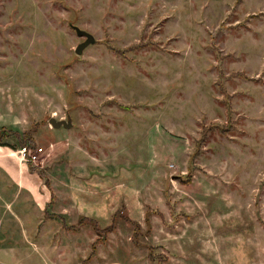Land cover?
<instances>
[{
	"label": "rangeland",
	"instance_id": "rangeland-1",
	"mask_svg": "<svg viewBox=\"0 0 264 264\" xmlns=\"http://www.w3.org/2000/svg\"><path fill=\"white\" fill-rule=\"evenodd\" d=\"M0 132V264H264V0H0Z\"/></svg>",
	"mask_w": 264,
	"mask_h": 264
},
{
	"label": "trees",
	"instance_id": "trees-1",
	"mask_svg": "<svg viewBox=\"0 0 264 264\" xmlns=\"http://www.w3.org/2000/svg\"><path fill=\"white\" fill-rule=\"evenodd\" d=\"M32 131V130H31ZM31 131H29V130H27V131H23V132H20V133H18V131L17 132H10V133H8V134H13L15 137H18V139H19V143H20V145H28V144H32L31 145V147H33V149H34V143H33V138H32V136H30L31 134ZM34 131V130H33ZM0 134H1V132H0ZM1 136V135H0ZM34 168V166H32V167H30V169H33ZM40 174V176L42 177V172L40 171L39 172ZM116 213V211H114L113 213H111V215H110V217H111V219H110V221H109V223L106 225V226H104V227H102V228H97L98 226L96 225V221L94 220V219H91V217L90 218H86V217H84V216H80V217H78V220L76 221V224H74V225H70V226H68L70 229H74V228H76L78 225H80V224H82V223H90V224H92V229L94 230V231H96V233H97V235H99V233H106V232H108L110 229H112V227H114V225H113V223H114V219H115V217H114V214ZM126 218V217H125ZM127 219V218H126ZM136 224V223H135ZM137 224L136 225H134V229H136L137 228ZM94 241H96V240H93L91 243H90V245H91V250H90V252L93 250V247H94V245H93V243H94Z\"/></svg>",
	"mask_w": 264,
	"mask_h": 264
},
{
	"label": "water",
	"instance_id": "water-1",
	"mask_svg": "<svg viewBox=\"0 0 264 264\" xmlns=\"http://www.w3.org/2000/svg\"><path fill=\"white\" fill-rule=\"evenodd\" d=\"M72 29L74 30L76 36L83 38L72 49V51H74L75 54L79 55L81 54L82 52L81 50L83 49V47L93 44L96 40L89 32L83 30V28L80 29L77 26H72ZM46 122L53 128H58V126L63 128H68L71 126V122L68 119L66 120L54 119L52 116L47 118Z\"/></svg>",
	"mask_w": 264,
	"mask_h": 264
},
{
	"label": "crops",
	"instance_id": "crops-1",
	"mask_svg": "<svg viewBox=\"0 0 264 264\" xmlns=\"http://www.w3.org/2000/svg\"><path fill=\"white\" fill-rule=\"evenodd\" d=\"M19 157V156H18ZM21 159L19 158V161H20ZM9 161V160H8ZM7 160H6V158H4L2 161H0V166L4 169V170H6V172H9V173H12L13 174V171L15 170V167L12 165V166H10V163L8 162ZM7 164V165H6ZM81 213V212H80ZM80 216H84V217H87V216H85V215H83L82 213L81 214H78V215H76V216H74L76 219H75V221L74 222H72V223H68V224H66L65 226H64V229H66V230H70V231H77V228H79V226H77L76 228H74V229H70L68 226H70V225H74V223L76 224V221L78 220V217H80ZM57 217V216H56ZM91 219H94L93 217H91ZM95 221H96V219H94ZM97 222V221H96ZM103 264H126L124 261H121L120 259L119 260H111V261H108V262H105V263H103Z\"/></svg>",
	"mask_w": 264,
	"mask_h": 264
},
{
	"label": "built area",
	"instance_id": "built-area-1",
	"mask_svg": "<svg viewBox=\"0 0 264 264\" xmlns=\"http://www.w3.org/2000/svg\"><path fill=\"white\" fill-rule=\"evenodd\" d=\"M16 151L22 161L34 162L37 159L36 151L28 145L18 146Z\"/></svg>",
	"mask_w": 264,
	"mask_h": 264
}]
</instances>
